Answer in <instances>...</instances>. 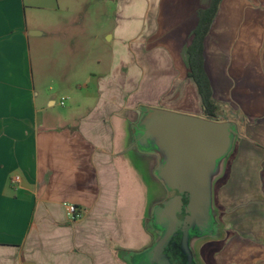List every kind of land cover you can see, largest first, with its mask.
Listing matches in <instances>:
<instances>
[{
  "label": "crops",
  "instance_id": "0c3cea01",
  "mask_svg": "<svg viewBox=\"0 0 264 264\" xmlns=\"http://www.w3.org/2000/svg\"><path fill=\"white\" fill-rule=\"evenodd\" d=\"M211 3L138 0L144 14L133 34L109 36V70L83 69L79 87L88 91L64 120L52 113L48 56L44 65L33 57L57 38L60 22L44 13L58 0H0V264H122L117 249L135 247L138 234L137 221L118 217L133 179L122 152L140 106L237 123L214 193L226 238L203 263L264 264V0H221L210 20L202 60L215 117L205 114L188 54ZM67 204L82 217L71 219ZM104 227L112 235L91 240Z\"/></svg>",
  "mask_w": 264,
  "mask_h": 264
},
{
  "label": "rangeland",
  "instance_id": "374dc122",
  "mask_svg": "<svg viewBox=\"0 0 264 264\" xmlns=\"http://www.w3.org/2000/svg\"><path fill=\"white\" fill-rule=\"evenodd\" d=\"M137 1L127 4L126 0H58L57 10L44 13L47 17H56L60 22V29L57 30V38L45 39L43 47L38 54L33 52V57L44 65L43 58L48 56L53 81V84L49 82V86L52 84L54 93L57 94V105L52 110L54 115L61 116L64 120L73 117L76 112L74 109L78 106V97L88 91L79 87L85 85L81 80L84 68L96 74L107 73L114 58L109 36L116 33L127 39L133 34L136 21L144 14ZM46 29L53 30L48 26ZM62 102L64 106H61ZM130 180L127 176L126 183L123 181V191L119 199L123 208L121 205L118 217L124 224L132 222V219L133 222L136 218L140 220L142 213L141 187L136 190L133 184L130 185ZM140 224L141 222L138 225L139 232ZM101 229L90 234L91 240L112 235L105 227ZM222 233L226 237L225 227ZM89 250L92 255L101 254L107 259L103 247L91 245Z\"/></svg>",
  "mask_w": 264,
  "mask_h": 264
},
{
  "label": "water",
  "instance_id": "95a60500",
  "mask_svg": "<svg viewBox=\"0 0 264 264\" xmlns=\"http://www.w3.org/2000/svg\"><path fill=\"white\" fill-rule=\"evenodd\" d=\"M135 112L146 139L154 143L167 162L161 171L163 184L171 191L188 195L184 252L189 257V230L208 227L212 220L217 224L216 241L225 239L222 233L225 225L215 207L214 193L239 137L237 123L152 106H140ZM173 202L168 203L169 208L164 213L170 223L167 238L177 224ZM159 244L157 242V251H160Z\"/></svg>",
  "mask_w": 264,
  "mask_h": 264
},
{
  "label": "flooded vegetation",
  "instance_id": "af4514ba",
  "mask_svg": "<svg viewBox=\"0 0 264 264\" xmlns=\"http://www.w3.org/2000/svg\"><path fill=\"white\" fill-rule=\"evenodd\" d=\"M137 117L134 115L128 124V142L122 156L133 171L131 183L136 190L141 187L143 194L140 220L135 219L138 225L141 222V233L138 230L135 247H119L116 253L122 264H204L205 254L211 255L209 247L216 242L217 224L212 220L208 227L189 230L191 253L188 257L183 246L188 195L171 191L163 184L164 176L161 171L167 162L154 143L146 139L143 129L138 126ZM171 201H175L173 208L176 209L177 224L174 225L173 234L167 238L170 223L164 213ZM157 242H160V251L156 250Z\"/></svg>",
  "mask_w": 264,
  "mask_h": 264
},
{
  "label": "trees",
  "instance_id": "16d2710c",
  "mask_svg": "<svg viewBox=\"0 0 264 264\" xmlns=\"http://www.w3.org/2000/svg\"><path fill=\"white\" fill-rule=\"evenodd\" d=\"M221 0H212L207 10L200 13L201 22L195 32L192 45L188 49L190 77L196 82L201 95L205 114L208 117H215L216 105L212 102L211 89L208 77L203 69L202 49L203 41L210 25L212 16L216 13Z\"/></svg>",
  "mask_w": 264,
  "mask_h": 264
},
{
  "label": "built area",
  "instance_id": "2783aa9c",
  "mask_svg": "<svg viewBox=\"0 0 264 264\" xmlns=\"http://www.w3.org/2000/svg\"><path fill=\"white\" fill-rule=\"evenodd\" d=\"M62 106H64V102L61 103ZM19 177L16 176L14 178L15 182L19 181ZM67 215L74 220L80 219L82 217V213L79 211L78 207L73 204H67L66 205Z\"/></svg>",
  "mask_w": 264,
  "mask_h": 264
}]
</instances>
